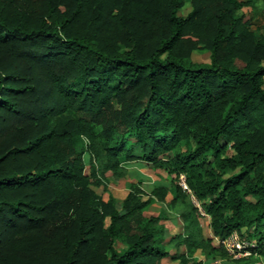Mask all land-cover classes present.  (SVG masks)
I'll use <instances>...</instances> for the list:
<instances>
[{"label":"trees","instance_id":"16d2710c","mask_svg":"<svg viewBox=\"0 0 264 264\" xmlns=\"http://www.w3.org/2000/svg\"><path fill=\"white\" fill-rule=\"evenodd\" d=\"M189 1L0 0V264L264 258V33L252 0ZM129 161L173 177L118 199ZM233 231L250 255L215 240Z\"/></svg>","mask_w":264,"mask_h":264},{"label":"rangeland","instance_id":"374dc122","mask_svg":"<svg viewBox=\"0 0 264 264\" xmlns=\"http://www.w3.org/2000/svg\"><path fill=\"white\" fill-rule=\"evenodd\" d=\"M191 7L192 5L190 1L186 0L184 5L178 11V13L180 15L185 16L191 10ZM237 13L245 17V19L249 22L251 29L264 33V0H252L250 3L243 4L242 7H240L237 10ZM209 55H210V51L204 47L196 48L191 52L192 59L196 61H208ZM235 62L238 65L243 64V61L239 58H235ZM232 152H233L232 148H229L227 151L228 154ZM84 158L85 161L88 162L90 158L89 154L85 153ZM125 165L127 168L128 177L115 180L114 183L110 184V187L114 195L118 199H122L127 192V187H126L127 180L128 181L131 179L138 180L141 187L146 192H150L152 188L157 184L167 185L170 179L173 177L172 174H169L167 171H165L162 168H152L140 161H129L125 163ZM231 172L232 171H227L225 172L224 175L226 176ZM176 181L179 183V177L176 179ZM97 190L102 194L104 199L108 198V191H105L102 186L97 188ZM168 198H170V195H168ZM117 206L119 209L121 208L120 203H118ZM161 210L167 212L169 216V218L165 221L167 227V239H168L171 233L181 229V220L177 217V215L174 212L168 210L167 206L162 202H156L144 213L146 215L157 214ZM208 218L209 216L205 214L202 220L206 234L210 233V230L207 227ZM108 222L109 219L107 218L106 223L108 224ZM117 245L119 247H122L123 243L118 242ZM163 264H175V262H169L167 260H164ZM214 264H235V263L233 261L220 260L218 262H215ZM253 264H264V258L263 257L259 258V260L254 262Z\"/></svg>","mask_w":264,"mask_h":264},{"label":"built area","instance_id":"2783aa9c","mask_svg":"<svg viewBox=\"0 0 264 264\" xmlns=\"http://www.w3.org/2000/svg\"><path fill=\"white\" fill-rule=\"evenodd\" d=\"M179 184L184 189H188L184 174L179 175ZM218 241L222 243L224 248L233 258H240L242 256L250 255V247L255 244L254 240L241 237L238 231H233L227 237Z\"/></svg>","mask_w":264,"mask_h":264},{"label":"crops","instance_id":"0c3cea01","mask_svg":"<svg viewBox=\"0 0 264 264\" xmlns=\"http://www.w3.org/2000/svg\"><path fill=\"white\" fill-rule=\"evenodd\" d=\"M207 215V214H206ZM179 218V217H178ZM180 219V218H179ZM208 223H209V218H208V221H207V225H208ZM208 227V226H207ZM208 229H209V227H208ZM180 230V229H179ZM178 230V231H179ZM210 230V229H209ZM177 232V231H176ZM173 233H175V232H173ZM173 233H171L170 235H169V237L173 234ZM208 235H211V231H210V233L208 234ZM215 240L216 241H218V239L215 237ZM217 260H219L220 261V259H215V260H204V263L205 264H214L215 262H218Z\"/></svg>","mask_w":264,"mask_h":264}]
</instances>
